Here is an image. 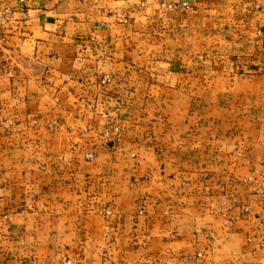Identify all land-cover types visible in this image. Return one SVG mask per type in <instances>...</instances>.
I'll return each instance as SVG.
<instances>
[{
    "label": "crops",
    "instance_id": "1",
    "mask_svg": "<svg viewBox=\"0 0 264 264\" xmlns=\"http://www.w3.org/2000/svg\"><path fill=\"white\" fill-rule=\"evenodd\" d=\"M216 1L29 0L22 6L0 0L16 19L4 48L15 69L0 75V123L12 122L10 131L0 128V264H264V205L242 219L232 211L234 197L249 198L243 184L249 162L240 171L242 184L231 178L219 189L198 180L212 174L186 163L199 153L183 147L185 120L146 121L152 146L135 159L101 137L106 125L123 126L114 106L121 80L132 75L129 49L147 37L143 25L168 5L203 11ZM235 1L247 3L245 26L264 54V0ZM181 64L160 62L149 74L150 91L185 92ZM106 76L112 82L104 87ZM100 109L111 112L109 123ZM130 122L135 143L143 121ZM232 153L223 159L232 162ZM239 156L253 160L244 150ZM171 168L177 182L154 183ZM143 174L148 179L137 182ZM187 177L197 183L184 182Z\"/></svg>",
    "mask_w": 264,
    "mask_h": 264
},
{
    "label": "rangeland",
    "instance_id": "2",
    "mask_svg": "<svg viewBox=\"0 0 264 264\" xmlns=\"http://www.w3.org/2000/svg\"><path fill=\"white\" fill-rule=\"evenodd\" d=\"M245 4L235 0H217L212 8L203 11L190 4L185 9L169 8L168 5L159 17L143 25L148 28V33L142 30L147 37L139 38L134 42L136 46L129 49L135 60L132 75L125 81L121 80L118 86L120 96H117L114 106L120 110L118 118L123 126L108 124L101 132L109 148L132 153L130 157L135 159L137 153H144L152 146L149 141L151 129L145 127L146 121L185 120L187 141L183 147L187 152L199 153L197 160L186 163L201 168L203 175L212 174L199 177V182L207 181L221 189L232 178L237 186L245 179L240 174L241 168L247 167L249 162L250 175L243 182L250 189L249 198L234 197L238 204L232 211H235L237 219L250 216L264 205V172L256 173V169L264 168V95L257 94L264 88V80L249 78L264 74V54L258 49L255 36L246 29L245 18L249 8ZM5 43L0 44V75L15 69V64H9L8 55L4 52ZM173 59L182 63L183 76L179 87L186 91L169 96L152 93L149 74L157 70L160 62ZM111 82L112 78L106 76L102 83L107 87ZM106 101L107 107L114 103L110 98ZM87 104L96 106L90 102ZM110 114L105 109L98 111L99 117L108 123ZM136 120L143 121V124L139 122L141 127L137 131L142 135L134 143L129 132L133 125L130 121ZM0 128L10 131L12 122L7 119L0 123ZM205 137H216L217 140L209 144L202 141ZM154 146L160 151L159 143ZM243 150L253 155V160H242L239 155ZM209 151L215 152L217 158L207 159L200 154L205 152L203 155L208 156ZM231 151L235 159L232 162L223 159ZM92 161L93 155L87 154L85 162ZM172 162L176 168L177 161ZM172 168L165 181L155 178L154 183L177 182L173 179L176 174L172 175ZM231 169L233 177L229 175ZM147 179L143 174L137 182ZM184 182L197 183V177H187Z\"/></svg>",
    "mask_w": 264,
    "mask_h": 264
},
{
    "label": "built area",
    "instance_id": "3",
    "mask_svg": "<svg viewBox=\"0 0 264 264\" xmlns=\"http://www.w3.org/2000/svg\"><path fill=\"white\" fill-rule=\"evenodd\" d=\"M29 0H18L20 5H26ZM169 8H179L185 9L188 8L186 3L169 5ZM16 22L14 17V12L7 8H0V44L6 42L7 31L11 30L12 25ZM88 107L93 108L87 104ZM102 114V113H101ZM9 124V122H8ZM8 125H6L7 127ZM90 157V156H88Z\"/></svg>",
    "mask_w": 264,
    "mask_h": 264
}]
</instances>
